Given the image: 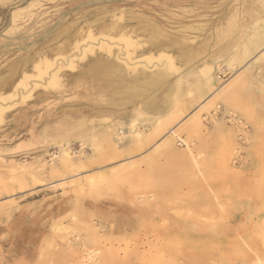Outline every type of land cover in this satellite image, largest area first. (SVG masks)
<instances>
[{
    "label": "rangeland",
    "instance_id": "1",
    "mask_svg": "<svg viewBox=\"0 0 264 264\" xmlns=\"http://www.w3.org/2000/svg\"><path fill=\"white\" fill-rule=\"evenodd\" d=\"M246 1L0 0V264H264V44L244 52L264 37V0ZM137 13L201 45L187 66L170 50L168 78L186 88L169 109L159 95L160 110L133 108L93 80L89 62L115 53L129 77L163 66L144 32H116ZM216 48L219 93L200 95L193 66ZM168 129L186 160L163 152ZM66 150L78 175L60 168ZM195 225L217 238L195 241Z\"/></svg>",
    "mask_w": 264,
    "mask_h": 264
},
{
    "label": "bare ground",
    "instance_id": "2",
    "mask_svg": "<svg viewBox=\"0 0 264 264\" xmlns=\"http://www.w3.org/2000/svg\"><path fill=\"white\" fill-rule=\"evenodd\" d=\"M235 1V0H234ZM253 2V1H252ZM251 3L250 0H247L245 2V4L249 5ZM236 4V3H235ZM261 4V3H260ZM251 5V4H250ZM257 6V4H256ZM261 6V5H260ZM236 7V6H235ZM238 7V6H237ZM247 8H249L248 6H246ZM241 8V6H240ZM252 8V7H251ZM256 9V7L254 8ZM242 10V9H241ZM238 11V9H237ZM240 11V10H239ZM236 12V11H234ZM261 12V11H260ZM131 13V12H130ZM234 14V13H233ZM239 14V13H238ZM260 15V13H259ZM233 16V15H232ZM235 16V15H234ZM239 17V16H238ZM154 18V17H153ZM259 18V17H258ZM257 18V19H258ZM130 19H133V20H136V24L133 25V26H125L126 24H122L123 26H121L120 24V27L117 26V33H119L118 35L119 36H122V38H126V39H132V35L131 33H134L133 31H135V33L139 30L141 32H144L145 35L148 36V38H150L152 41L150 42L149 45L152 46V49L154 50V55L156 54L158 56V58L160 60H162V64L163 66H157V68L155 69H152L150 71H146L145 69H140L136 74H134L132 77H129L124 75V72L122 71V67L121 65H118V63L116 62V60L119 59L117 53H113V60H104L102 57H98L97 59H95L94 61L92 62H89L90 63V67L91 68H96L98 69L97 71V74L96 76L94 77L93 80H100V81H103L102 82V87L104 89H107L111 92V94L113 95V97H123V98H126V99H132V98H138L137 102H135V107H139V105H145V106H148V107H151V108H154V109H157V110H160V108H158V106H156V104H154V100H156L157 96L159 95L162 101V104L164 105L163 107L166 109V108H170L172 107V104H173V97L174 95H178L180 97H182L184 95V91H185V86L182 85L181 82H179L178 78L174 79V80H171L168 78V76L170 77L169 73L170 71H168V73L166 72V66L169 65V67L171 66V69L174 70L173 68L174 67V63L172 62V56L170 55V50H175V49H178L180 52V55H179V60L178 61H181V63H183L184 66H187L189 65L191 62H193L196 57L198 56V53L200 52V49L202 50L201 48V45L197 46V44H193V39H196L195 37H191V36H182L181 40L177 39H174L172 38V35L175 34V32H172V35L169 34L170 30H164V25L162 24H159L157 23L154 19L150 18L149 16L147 17V15L143 16L139 13L137 14H131L130 16ZM256 19V20H257ZM261 19V18H260ZM259 19V20H260ZM238 20V18H237ZM255 20V21H256ZM240 22V19L238 20ZM238 22V23H239ZM242 22V21H241ZM240 22V23H241ZM249 22H252V25H253V21H249ZM232 23V22H231ZM244 23V22H243ZM242 23V24H243ZM249 24V23H248ZM246 24V25H248ZM129 25V24H127ZM176 25V24H175ZM192 25V24H191ZM234 25V24H232ZM241 25V24H239ZM237 26V25H236ZM254 26V25H253ZM257 26V25H256ZM260 27V25H258ZM177 27V26H176ZM191 27V26H190ZM188 27L187 25L184 26L183 28H190ZM193 27V26H192ZM125 28L127 29L128 28V33L127 31H125ZM167 28V27H166ZM229 28V27H228ZM240 28V27H239ZM176 29V28H175ZM218 29V28H217ZM236 29V28H235ZM234 29V30H235ZM248 29V28H247ZM262 29V28H261ZM174 30V29H173ZM176 30H179L178 32L180 31H184V29H181L180 27H177ZM229 31V30H228ZM115 32V34H116ZM141 32H137V33H140L142 34ZM189 32V31H188ZM193 32V31H192ZM230 32V31H229ZM243 32V31H241ZM239 32V33H241ZM77 33H80L79 31H77ZM143 33V34H144ZM218 33V32H217ZM245 33H247V31H245ZM226 34V33H225ZM244 34V33H243ZM254 33H252V36H253ZM259 34V33H257ZM178 35V34H177ZM176 35V36H177ZM201 35V34H200ZM211 35V34H210ZM251 35V34H250ZM135 36V35H134ZM137 36V35H136ZM193 36V35H192ZM195 36V35H194ZM197 36V35H196ZM219 36V35H218ZM138 37V36H137ZM161 37H163L161 39ZM243 37V36H241ZM259 37V36H258ZM179 38V37H178ZM208 38V37H207ZM246 38V37H244ZM251 38V37H250ZM249 37L247 38L248 40H251ZM254 38V37H253ZM134 39V38H133ZM141 40V39H139ZM143 40V39H142ZM147 40V39H146ZM247 40V41H248ZM136 41V40H135ZM145 41V40H144ZM150 41V40H149ZM204 41V40H203ZM137 42V41H136ZM245 42V40H244ZM251 42V41H250ZM107 43V42H106ZM133 43V42H132ZM138 43V42H137ZM238 43V42H237ZM240 43V42H239ZM238 43V44H239ZM57 44V43H56ZM66 44V43H65ZM229 44H232V43H229ZM263 44H264V37L262 38H256V39H252V46H250V48H246L244 50L245 53H247L249 50L248 53L250 54H253L255 50H258L256 51L255 53V56L254 58L258 57L260 58V55L263 53L261 51V47H263ZM59 48H65L64 46V42H62L61 44H58ZM217 45V44H216ZM223 45V44H222ZM241 45V44H240ZM244 45V43H243ZM71 46V45H70ZM131 46V45H130ZM203 46V45H202ZM234 46V45H233ZM239 46V45H238ZM52 47V46H51ZM224 47V46H223ZM206 48V47H205ZM236 48L238 49V47L236 46ZM243 48V47H242ZM151 49H148L140 54H143V53H147L149 54L150 56L153 55ZM177 51H174V52H178ZM206 50V49H205ZM240 50V48H239ZM243 50V49H241ZM240 50V51H241ZM57 51V50H56ZM223 51V48H216V50L212 51V53L207 57V58H202L201 60H199L197 62V64L195 66H193V68H199V71L203 73V78H201V80H199L198 82H194V87H196L200 92V95H209L211 94V92L213 90H215L217 93H219V88L216 87L215 85V82H216V79L218 78V76L216 74H214V71L212 70V64L210 63L209 59L210 58H216V56H219L220 53H222ZM236 51V50H235ZM238 51V50H237ZM243 52V53H244ZM203 53V52H202ZM236 53V52H235ZM57 54V52H56ZM239 54V53H238ZM173 55V54H172ZM202 55V54H201ZM200 55V56H201ZM254 55V54H253ZM175 56V55H174ZM241 56V55H240ZM243 56V55H242ZM176 57V56H175ZM232 57V56H230ZM174 58V57H173ZM235 58V57H234ZM238 58V57H237ZM175 59V58H174ZM241 59V58H240ZM65 60V59H64ZM73 60V59H72ZM215 60V59H214ZM235 60V59H234ZM121 61V60H120ZM176 61V60H175ZM247 61V60H246ZM196 62V61H195ZM234 62V61H233ZM180 63V62H178ZM194 63V62H193ZM260 63V62H259ZM62 64V63H61ZM127 64V63H126ZM256 64V63H255ZM59 65V64H58ZM87 65V64H85ZM191 65V64H190ZM177 66V65H176ZM230 66V65H229ZM17 66H15L14 69H12V71H10L7 76H13ZM173 67V68H172ZM192 67V66H191ZM250 67V66H249ZM189 68V67H187ZM191 68H189L190 70ZM90 70V68H89ZM250 70V69H249ZM248 70V71H249ZM87 71V70H85ZM253 71V70H252ZM251 71V72H252ZM81 72V71H80ZM79 72V73H80ZM194 72L196 73L197 71L194 70ZM223 72V71H222ZM76 76H78V74ZM86 74H88L86 72ZM85 74V75H86ZM82 75V74H81ZM201 76V75H200ZM83 77V76H82ZM86 77V76H85ZM49 78V77H48ZM73 78H77V77H73ZM65 79V78H64ZM85 80V78H84ZM195 80V79H194ZM198 80V78H197ZM79 81V80H78ZM82 81V80H80ZM69 83V82H68ZM4 84V83H3ZM190 84V83H189ZM4 86V85H3ZM191 87V85H190ZM67 88V87H66ZM72 88V87H71ZM194 88V89H196ZM159 89V90H158ZM155 90H158V92H154ZM187 91V89H186ZM188 92V91H187ZM191 92V91H190ZM198 92V93H199ZM234 92V91H233ZM187 94V93H186ZM216 94V93H215ZM221 95V94H220ZM177 96V97H178ZM192 98V97H190ZM218 98V97H217ZM221 98V96H220ZM180 99V98H179ZM228 99V98H227ZM226 99V100H227ZM194 101V99H192ZM215 100V99H214ZM221 100V99H220ZM150 102V105H148V103ZM195 102V101H194ZM227 102V101H226ZM238 102V101H237ZM133 105H134V102H131ZM202 104V103H201ZM3 107V106H2ZM81 109V108H80ZM150 109V108H149ZM205 109V108H204ZM202 110V109H201ZM196 116V115H195ZM190 120V119H189ZM199 120V119H198ZM237 123L238 125L241 126V122H240V119H237ZM171 129V128H170ZM169 130V129H168ZM133 131V130H132ZM131 131V132H132ZM137 131V130H135ZM176 131V130H175ZM106 132V131H105ZM120 134V132H119ZM172 134H174V129L172 130H169L168 132V136H167V139H165V141L161 144L162 147H165V149L163 150V152L166 154V156H168V158L170 159H177V160H180V161H184L187 159V156L190 157L189 153L187 151H183V152H179V151H176V149L172 146V142H171V139H170V135L172 136ZM115 135V134H114ZM118 135V134H117ZM117 135H115L116 139L114 140L115 141V145H121L122 149L121 151L124 149V147L126 145H124L125 141L123 142V140H120V138L118 137L117 138ZM123 136V135H122ZM134 137H136L137 139H141L140 138V134L137 133L134 135ZM113 138V137H112ZM123 138H126V137H123ZM129 139V138H128ZM9 140V139H8ZM120 140V141H119ZM131 141V140H130ZM133 141V140H132ZM187 146V145H186ZM187 148V147H186ZM116 149H119L116 147ZM115 149V150H116ZM189 149V147L187 148ZM65 150V149H64ZM157 151V150H156ZM190 151V150H189ZM63 156L61 158V161H60V168L63 170V171H71V172H74V173H77V175L79 174V167H78V164H77V161H76V156H72L67 150L66 151H63ZM124 156V155H123ZM83 157V156H82ZM118 157V156H117ZM192 157V155H191ZM194 157V156H193ZM192 157V158H193ZM124 158V157H123ZM128 158V157H127ZM195 159V158H194ZM193 159V160H194ZM196 164V163H195ZM21 166V165H20ZM23 166V165H22ZM27 166V165H26ZM29 166V165H28ZM7 167V166H6ZM9 167V165H8ZM13 167V166H12ZM81 167V166H80ZM130 167V166H129ZM19 168V167H18ZM12 169V168H11ZM132 169V168H131ZM83 170V169H82ZM42 171V169H41ZM59 171V169H58ZM134 171V170H133ZM28 172V171H27ZM61 172V171H60ZM67 173V172H66ZM11 175V173H10ZM67 175V174H66ZM71 175V174H70ZM34 176V175H33ZM11 177V176H10ZM78 177V176H76ZM51 178V177H50ZM79 178V177H78ZM39 179V178H38ZM80 180V179H79ZM78 180V181H79ZM85 181V180H84ZM45 182V180H44ZM206 185V184H205ZM210 189V188H209ZM3 193V192H2ZM211 193V192H210ZM212 194V193H211ZM213 196V194H212ZM213 198V197H212ZM147 201V200H146ZM153 201V200H152ZM149 202V201H147ZM156 202V201H155ZM150 203V202H149ZM154 203V202H153ZM215 203V202H214ZM151 204V203H150ZM154 205V204H153ZM152 205V206H153ZM143 206V205H142ZM146 206V205H145ZM144 206V207H145ZM151 206V205H150ZM6 207V206H5ZM147 208V207H146ZM145 210H148V209H145ZM188 222V221H187ZM190 222V221H189ZM230 222V220H229ZM230 226V225H229ZM217 227H213V228H210L209 230L206 231V228L204 227H201L199 228V226H194V227H191L190 226V230L191 232L193 233V235L191 237H194L193 239L195 241H197V239L202 235V233H206L207 235V240H212L213 237L215 236V234L218 232L216 231ZM171 232V231H170ZM169 232V233H170ZM180 232V231H179ZM147 233V232H145ZM144 233V234H145ZM181 233V232H180ZM238 233V232H237ZM159 234H161L163 237L165 236L166 232L162 233L159 231V233L157 232V235L159 237ZM168 234V232H167ZM101 235V234H100ZM182 234H180L181 236ZM97 237V233L95 235ZM162 237V238H163ZM216 237V236H215ZM161 238V239H162ZM217 238V237H216ZM222 238V237H221ZM219 240V239H218ZM81 241V240H80ZM79 241V242H80ZM217 241V240H216ZM183 243V241H182ZM222 243V242H220ZM164 242H162L160 240V245H163ZM218 244V242H217ZM223 244V243H222ZM83 245V244H82ZM220 245V244H219ZM73 246V245H72ZM204 246V245H203ZM74 247V246H73ZM79 247V246H78ZM70 248V247H68ZM72 248V247H71ZM87 248V247H85ZM178 248V247H177ZM197 248V247H196ZM201 248V247H200ZM83 249V248H82ZM164 249V248H163ZM170 249V248H169ZM176 249V248H175ZM75 250H78V249H75ZM88 250V249H87ZM183 250V249H182ZM197 250V249H196ZM72 250H69L68 252H70ZM84 251V250H83ZM173 251V250H172ZM184 251V250H183ZM85 252V251H84ZM89 252V251H88ZM196 252V251H195ZM195 252H192L193 254ZM251 252V251H250ZM70 253H73V252H70ZM75 253V252H74ZM73 253V254H74ZM78 253V252H77ZM82 254V253H81ZM188 254H190L188 252ZM196 254V253H195ZM78 255V254H77ZM88 255V254H86ZM111 255V254H110ZM114 255V254H113ZM179 255V254H178ZM180 255H185V253L181 252L180 251ZM187 255V254H186ZM185 255V256H186ZM153 256V255H152ZM200 256V255H199ZM76 257V256H75ZM111 257V256H110ZM174 257V256H173ZM177 257V256H176ZM189 257V255H188ZM192 257V255H191ZM194 257V256H193ZM172 258V257H171ZM198 258V256H197ZM78 259V258H77ZM195 259V258H194ZM199 259V258H198ZM175 260V258L173 259ZM99 261V260H98ZM168 261V259H167ZM199 261V260H198ZM84 262V261H82ZM87 264V263H86Z\"/></svg>",
    "mask_w": 264,
    "mask_h": 264
}]
</instances>
